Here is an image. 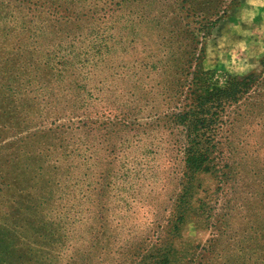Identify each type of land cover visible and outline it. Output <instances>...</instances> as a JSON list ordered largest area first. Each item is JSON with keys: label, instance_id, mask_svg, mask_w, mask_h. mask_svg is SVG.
Masks as SVG:
<instances>
[{"label": "trees", "instance_id": "16d2710c", "mask_svg": "<svg viewBox=\"0 0 264 264\" xmlns=\"http://www.w3.org/2000/svg\"><path fill=\"white\" fill-rule=\"evenodd\" d=\"M10 1L0 0V13ZM13 1L14 10L27 13L13 27L0 28V264H93L99 246L94 225L103 208L85 203V195L74 203L76 192H63L60 161L70 163V172L78 164L60 143L68 130L99 123L84 119L94 105L87 80L110 54L112 35L98 23L116 14L124 19L118 28L124 51L140 45L143 54L128 63L132 93L118 121L131 131L148 125L147 130L167 135V162L175 166L176 184L168 207L143 237L125 240L115 264H264L243 246L235 254L211 253L224 236L238 239L233 248L247 237L228 223L227 195L235 183L238 146L251 137L248 130L264 127V56L254 71L227 74L223 82L203 68L204 44L237 0ZM5 18L0 15V23ZM79 39L83 48L74 42ZM73 87L83 105L79 111L59 109ZM142 101L151 110L143 125L130 114ZM60 119L67 125H56ZM105 123L101 137L108 139ZM199 174L216 182L209 199L196 206L211 237L181 254L174 242L193 191L200 188ZM79 223L85 226L82 236ZM254 232L255 244L264 245V221ZM79 239L84 248L71 245Z\"/></svg>", "mask_w": 264, "mask_h": 264}, {"label": "rangeland", "instance_id": "374dc122", "mask_svg": "<svg viewBox=\"0 0 264 264\" xmlns=\"http://www.w3.org/2000/svg\"><path fill=\"white\" fill-rule=\"evenodd\" d=\"M14 5L17 2L10 1L8 9L0 13L7 17L0 23V28L13 27L27 13L14 10ZM106 21V24L98 23V27L112 35L108 41L110 54L98 62V72L93 71L88 75L94 105L89 118H84L85 121L99 123L80 126L79 130H68L60 143V146L75 154L73 158L78 164L70 172V163L60 161L61 173H64L60 180L63 192L70 195L76 192L74 203L77 197L85 195V203H94L96 209L101 204L103 208L102 220L94 225L97 231L94 237L98 238L99 246L95 250L93 264H115L121 257L116 252L123 248L125 240L143 237L168 207L176 184L175 166L167 162V135L147 130L148 125L131 131L118 121L132 93L129 91L131 80L126 75L128 63L132 58L140 59L143 54H140V45L134 52L124 51V38H120L118 30L120 25H124V19L116 14L112 20ZM74 42L80 48L84 47L80 39ZM263 56L264 0H237V4L229 8L227 15L206 40L203 68L212 71L215 78L223 82L227 74L244 75L254 71ZM143 80L149 81L145 76ZM55 92L58 94V91ZM66 96V103L59 105V109L68 107L78 110L83 105L79 103L81 97H78L75 87L68 90ZM137 105L140 106L131 108L130 114L137 121H142L143 125L145 120H149L151 110L143 106V101ZM103 121L107 122L103 125L110 132L108 139L101 137ZM50 122L53 123L52 120ZM65 122L66 119H60L56 125H67ZM54 125H51L52 129ZM248 132L253 133L247 142H241L238 146L235 183L232 192L227 195L231 208L228 223H231V229H241L237 231L240 236L247 234V237L233 248L238 239L233 242L232 237L228 240V236H224L211 253L220 254L223 251L235 254L243 246V251L260 255V259L264 260V245H256L254 235V227L264 221V127L258 126ZM77 145H80V151L76 150ZM86 161L88 164H85ZM196 182L200 188L193 191L186 219L174 242L181 254L192 252L194 247L203 245L211 237L196 206L199 200L209 199L216 182L209 174H199ZM63 198L62 203L66 204L65 195ZM59 203H56L57 212L64 209ZM84 228L83 224H78L81 236ZM87 237L88 243L90 236ZM74 244L76 248L86 246L80 239L71 242V245Z\"/></svg>", "mask_w": 264, "mask_h": 264}]
</instances>
